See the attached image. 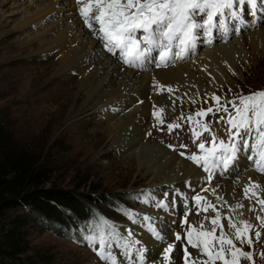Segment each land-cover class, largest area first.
I'll return each mask as SVG.
<instances>
[{
    "label": "rangeland",
    "instance_id": "1",
    "mask_svg": "<svg viewBox=\"0 0 264 264\" xmlns=\"http://www.w3.org/2000/svg\"><path fill=\"white\" fill-rule=\"evenodd\" d=\"M44 1L45 0H10L5 10L1 12V15L8 16L9 20H11L10 27H13L28 16L29 13L37 11L38 8L43 5ZM85 2L86 0H63L61 9L56 12L57 14H52L41 24L29 26L24 30L20 29L18 33L10 35L6 39V42H12L15 46L20 47L21 43L29 40L36 34L46 35L48 40L53 39L60 26L62 25L61 28L65 27L64 24L68 22L67 17L71 9L75 8L74 4L79 3L83 6ZM260 5V7L263 8L264 3H260ZM76 18H78V20L83 19L82 16L78 15H76ZM240 18L243 19V17ZM245 19L250 22L246 29L237 32V34H233L232 37H228L226 33V38L224 39V41L228 39L227 41L231 42L238 37L242 43H246L244 57L236 54L231 63H222L220 65V75L213 76L209 69L206 70L204 78L202 79V89L200 91H195L191 88L185 90H182L181 87V90L178 88L176 92L177 95L171 97V106L173 100H175L176 104L175 108L171 107L172 118L165 117V123L158 125L160 128L154 129V127H152L153 134L150 137H148V131L144 130L142 132L143 135L141 134L139 136L140 139H148L151 142L157 141L161 143L160 137L165 136V134L161 132L163 125L172 122H180L181 120L179 117L181 113H183L186 118L190 114L194 115L199 109L214 107L215 101L207 99L213 93L220 96L221 100H226L264 90V44L263 47L253 46V48L248 44V38L252 32L256 30L264 31V15L259 14V19L256 20V23L254 22L255 25L252 23V20ZM233 20L235 22L231 21L232 25L241 23L236 17ZM52 24L54 26L50 29ZM84 28L86 29V27ZM98 28L99 25L93 22V28L90 30L97 34L96 37L98 36L95 48L104 52L105 42L100 39ZM87 29L89 30L88 27ZM5 30L6 28L0 27V37ZM225 31L226 30L223 29V34ZM217 36L221 39L220 35ZM261 38L264 42L263 34ZM218 44L219 42H214L213 46H217ZM40 47L41 44L33 48H28V51L11 53L8 54V56H5L3 51H1L0 63H3V66L0 67L6 70L11 76L19 73L20 69L24 66L35 65L43 68L46 67L45 69L49 70L48 72L51 71L50 75L58 73L55 72L54 69L55 62L45 64L46 53ZM203 47V49H199L190 59L203 53V50L206 48L205 46ZM196 48L195 45L194 50ZM191 50L194 51L193 49ZM107 54L115 58L119 63H123V60L120 58L119 49L117 51L115 50L114 53L110 52ZM66 71H63L62 74ZM5 78L6 77L0 78V133L14 148L33 153L34 157L39 160V164L48 168L50 172L49 180L45 183V186L74 188L85 194H102L106 196L105 199H103V203L91 202V205L98 209L101 220L105 226L104 228H97L98 231H105L107 229V231L121 230L131 236H135L132 232L133 230L143 232L138 226L132 223V220L140 218V213H144L147 208L144 206V195L148 192H155L148 187L151 173L146 172V170H141L138 163L130 162L128 149L122 148L121 150L120 148H113L114 146L107 141L106 134L101 130V127L97 129V136L94 138L93 144L91 145V147L93 146L91 150L92 155L83 161L78 159L75 154L72 131L63 129V127L71 121V116L69 117V115L73 110L77 91L73 90L70 97L64 100V104L57 108L56 113L47 121L45 129L39 130L32 128L31 123L26 120L27 116L24 114L25 112L23 110L14 111L18 101L24 98V96H22V91L25 86H22L16 82V80L9 82L8 79ZM212 80H215V82ZM161 85L163 84L161 83ZM9 86L13 94H7ZM158 93L162 96L166 95V97L170 99L171 93H168L166 88L160 90ZM87 97L88 96L83 97L80 103L74 107L78 109V112L82 106L85 105ZM149 98L150 95H148V99ZM206 99L207 102H205ZM193 100L195 103L191 102ZM13 101L17 102L14 103ZM84 115H86V113L82 114V116ZM208 117L209 120H216L218 115L215 113L210 114ZM94 128L95 126L92 124L88 126L86 130L93 131ZM163 146L165 148V145H162V147ZM232 172L233 171L229 173L226 180L234 178V173ZM219 182H222V180ZM219 182L209 185L211 188L205 186L204 190L208 189L207 191L212 192V189H218ZM168 189L175 190L176 188L171 187ZM162 190L167 189H160L158 191ZM207 199L217 206L222 216L229 215L224 211L219 201H214L211 199V196H208ZM218 205H220V207H218ZM161 214L162 213H157L156 215ZM257 214L258 213L255 212L252 216L256 218ZM204 215L212 216L214 213L211 210H209L208 213L202 212L200 215L194 213L189 219L190 223L199 227V222L195 218H197V216L198 218H203ZM233 218L235 220H240L238 216H233ZM222 223L225 224V231L232 236L233 230L227 228V221L222 220ZM254 225V231H260L262 234L261 238L257 240L253 234L252 245L237 242V246L244 251L253 252L254 262L243 259L240 264H264V257L261 256V253L264 252V226H261L260 222L257 220ZM205 227H210V225L206 222ZM83 230L80 229L77 231L76 238L73 239L62 235H56L49 230L38 227L28 228V250L22 256L30 260V264H103L94 257L95 254L93 253L92 246L87 239V237H94L95 235L87 236L85 233H82ZM135 234L137 233L135 232ZM217 234H219V229ZM146 245L149 247L152 243L150 242ZM156 257L160 260V256L158 257L156 255ZM192 258L195 260V264H200V258Z\"/></svg>",
    "mask_w": 264,
    "mask_h": 264
},
{
    "label": "bare ground",
    "instance_id": "2",
    "mask_svg": "<svg viewBox=\"0 0 264 264\" xmlns=\"http://www.w3.org/2000/svg\"><path fill=\"white\" fill-rule=\"evenodd\" d=\"M62 1L45 0L37 11L29 13L16 26L10 27L11 20L9 17L1 15L10 0H0V27L6 28L0 37V52L3 51V54L8 56V54L15 52H25L28 48L41 44L40 48L46 53L45 64L55 62L54 69L55 72H58L50 75L51 71L48 72L46 67L35 65L24 66L19 73L11 76L0 67V78L6 77L5 79H8L9 82L16 80L25 86L22 91L24 98L18 101L14 111L23 110L27 116L26 120L31 123L32 128L45 129L47 121L75 90L77 96L74 99V107L80 103L83 97H88L79 112L73 107L69 115L71 121L63 129L72 131L75 154L79 160L83 161L92 155L93 146L91 147V145L97 136V129L101 127V130L106 134L107 141L114 146L113 148L128 149L130 162L138 163L141 170L151 173L148 187L152 190L158 191L171 187L181 188L184 180L190 181L191 178L199 177L201 174L198 168L166 150L161 143L151 142L148 139L143 140L139 136L143 135L142 132L146 130L149 133L148 137H150L153 134L152 127L154 129L160 128L157 119L152 116L153 105L157 109L163 108L165 110L162 114L165 121V117L172 116L171 97L177 95L178 88L181 87L182 90L191 88L200 91L206 70L209 69L213 76L220 75L222 63H231L236 54L244 57L246 43H242L238 37L231 42H228V39L224 41L225 34L229 32L227 27L224 28L227 31L220 35L221 39L217 46L204 45L206 48L203 53L195 58L190 59L188 56H184L181 62L161 69L148 67L134 70L129 67L136 66L125 64L124 61L119 63L115 58L95 48L97 37L84 28L83 19L78 20L76 18L78 15L77 7L71 9L67 17L68 22L64 24L65 27L61 28L62 25L60 26L53 39L48 40L46 35L36 34L21 43L20 47L15 46L12 42H6L10 35L18 33L20 29L24 30L29 26L41 24L49 16L58 12L63 4ZM52 26L54 25L52 24L50 29ZM252 33L248 38L249 46L252 48L253 46L263 47L264 42L261 35L264 36V31L256 30ZM194 46L195 44H190L193 50ZM185 47L187 48V45ZM154 49L147 60L154 54ZM156 49L160 52V49ZM174 49L175 42L173 41L171 52L168 55L171 62L177 57L173 54ZM153 58H155L154 55ZM0 66H3V63H0ZM63 71L66 72L62 74ZM154 81L173 87L174 92L170 94V99L166 97L165 93V96H162L156 91ZM212 81L215 82V80ZM7 94H13L10 86ZM148 95H150L149 99ZM13 102L16 103L17 101ZM84 113L86 115L82 116ZM92 124L95 126L93 131L86 130ZM242 168L240 162L235 163L232 170L230 169L234 173V178L226 180L224 185L221 184L223 180L219 182L218 189H214L216 190L215 194H213V189L210 192L205 191L204 188L202 194L205 197L211 196V199L216 202L219 201L221 206L222 202L217 200V196L223 197L232 206L242 203L244 207L236 209L234 212H229L228 208L222 207L229 215L238 216L240 219L255 224L256 218L252 216L253 212L249 211V207L255 206L257 215H264V213L259 211L260 206L255 203V200L244 199L243 187L249 182V178L260 182L262 185H264V179L250 172H244ZM237 212L243 213V215L239 216L236 214ZM151 217L155 219L166 218L162 214H154ZM195 219L200 222L202 218L197 216ZM132 232L137 235L135 230ZM146 240L147 238H144L145 242L143 241L142 244L150 243Z\"/></svg>",
    "mask_w": 264,
    "mask_h": 264
},
{
    "label": "snow or ice",
    "instance_id": "3",
    "mask_svg": "<svg viewBox=\"0 0 264 264\" xmlns=\"http://www.w3.org/2000/svg\"><path fill=\"white\" fill-rule=\"evenodd\" d=\"M233 2L234 0H86L79 11L89 29L93 28V22L98 23V32L100 39L105 42L104 47L113 53L116 49H119L120 58L123 59L125 64L139 67L149 58V54L153 49L158 48L160 49V59L156 63V67H167L166 61L171 52L172 42L178 38L180 45H187L189 41L195 39L193 29L201 27V25L190 22L189 10L199 9L204 11L210 9L208 19L205 21V24L210 28L213 16L225 8H231ZM240 2L243 3L244 0H240ZM248 2L255 4V0H248ZM138 29H143L145 33L142 38L136 36ZM183 51L182 48L181 52ZM177 55H180V53H177ZM154 86L157 92L165 88L168 93L174 92L172 86L161 85L157 81H154ZM207 99L215 101V107L199 109L194 115L190 114L187 118L181 113L179 117L180 120L186 119V122H195L203 128V132L193 130L194 138L200 141L198 148L203 155L198 156L193 153L188 159L197 165L203 161L206 171L209 170L210 165L211 167L222 165L224 169H228L237 159L239 151L242 149L250 150L254 156L248 158H255V170L264 175V90L255 91L248 95H240L224 103H221V97L215 93ZM207 99L205 102H207ZM191 102L195 103L194 100ZM175 106V100H173L172 107L175 108ZM153 109L152 116L157 119L158 124H164L162 114L165 110L163 108L157 109L155 105H153ZM220 112L226 114L227 118H225V115H221L219 120L215 122H223L229 126L227 129L229 138L233 141L230 144L225 143L222 139L217 142V137L212 132L209 123L197 119ZM182 126L178 122L167 124L170 132ZM253 130L256 133L255 142L250 143L246 137L250 136ZM205 133L210 135V147H206L205 142H203L202 137ZM236 141H239V143ZM169 147L172 146L169 145ZM181 147L185 146L181 145ZM180 155L184 156L185 153L181 152ZM212 191L215 194V190ZM243 194L244 199L255 200V203L260 206L259 211L264 213V185L249 178V182L243 187ZM192 200L197 206L196 215H200L201 212L208 213L209 209L214 215H204L199 222V227H196L188 223V216L192 214L191 209L184 213L181 221L182 225H187L184 235L187 244L183 246L184 264H195V260L191 258L188 252L189 245L198 249L201 255L206 257V259L200 260V264H216V261H221L222 264H240L241 258L254 262L253 252L244 251L237 246V242L252 245L253 234L259 240L262 234L260 231H254L255 225L245 219L235 220L232 215L222 216L217 206L208 201L205 196L195 195ZM217 200H220L222 206L228 208L229 212L244 207L242 203H237L234 206L229 205L220 196H217ZM202 201L203 204H201ZM158 206L166 207L167 205L161 203ZM249 211L255 213L257 208L251 206ZM236 214L243 215L239 212ZM145 219L148 218L145 217ZM222 220H226L227 228L233 230L232 236L225 231V224L222 223ZM256 220L260 222L261 226H264V215H257ZM206 222L210 227H205ZM218 229L219 234H217ZM157 236L159 238L158 233ZM87 239L91 240L93 237H87ZM175 239L180 241L182 239L181 234L176 233ZM100 243L103 245V240ZM175 247V245L169 244L164 250L166 260L169 258L168 254ZM97 254L102 260L112 261V264H115L111 253L99 250ZM261 256L264 257V252L261 253ZM141 259H143V256H141Z\"/></svg>",
    "mask_w": 264,
    "mask_h": 264
},
{
    "label": "trees",
    "instance_id": "4",
    "mask_svg": "<svg viewBox=\"0 0 264 264\" xmlns=\"http://www.w3.org/2000/svg\"><path fill=\"white\" fill-rule=\"evenodd\" d=\"M49 173L33 153L14 148L0 133V264H30L22 256L28 228L73 239L80 229L87 236L103 234L97 228L105 226L91 202L103 203L106 196L45 186Z\"/></svg>",
    "mask_w": 264,
    "mask_h": 264
}]
</instances>
